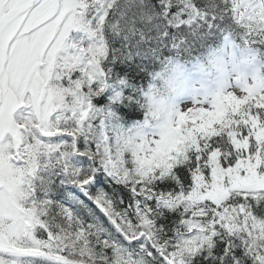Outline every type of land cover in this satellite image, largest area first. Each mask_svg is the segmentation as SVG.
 Wrapping results in <instances>:
<instances>
[{
	"label": "snow or ice",
	"instance_id": "6c2138e0",
	"mask_svg": "<svg viewBox=\"0 0 264 264\" xmlns=\"http://www.w3.org/2000/svg\"><path fill=\"white\" fill-rule=\"evenodd\" d=\"M0 264H264V0H0Z\"/></svg>",
	"mask_w": 264,
	"mask_h": 264
},
{
	"label": "clouds",
	"instance_id": "9594fccd",
	"mask_svg": "<svg viewBox=\"0 0 264 264\" xmlns=\"http://www.w3.org/2000/svg\"><path fill=\"white\" fill-rule=\"evenodd\" d=\"M218 57H223L225 61L231 60L227 53L205 49L198 62L178 60L167 71L163 67L156 69L164 72V76L155 83V103L149 107V111L155 114L161 125L167 123L177 102L187 101L184 97L197 90L212 92L216 89L217 70L214 61Z\"/></svg>",
	"mask_w": 264,
	"mask_h": 264
},
{
	"label": "trees",
	"instance_id": "16d2710c",
	"mask_svg": "<svg viewBox=\"0 0 264 264\" xmlns=\"http://www.w3.org/2000/svg\"><path fill=\"white\" fill-rule=\"evenodd\" d=\"M181 60H184L187 63H191L192 61L188 58L182 57ZM144 83H146V81H143Z\"/></svg>",
	"mask_w": 264,
	"mask_h": 264
},
{
	"label": "rangeland",
	"instance_id": "374dc122",
	"mask_svg": "<svg viewBox=\"0 0 264 264\" xmlns=\"http://www.w3.org/2000/svg\"><path fill=\"white\" fill-rule=\"evenodd\" d=\"M195 93L189 94L190 96H192V98L187 99L188 97L186 96V97H184V99H186L187 101H191L194 98Z\"/></svg>",
	"mask_w": 264,
	"mask_h": 264
}]
</instances>
